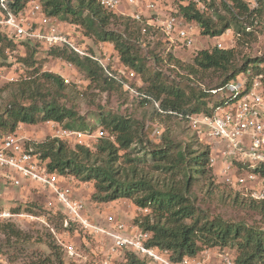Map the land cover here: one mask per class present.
Here are the masks:
<instances>
[{"label":"trees","instance_id":"16d2710c","mask_svg":"<svg viewBox=\"0 0 264 264\" xmlns=\"http://www.w3.org/2000/svg\"><path fill=\"white\" fill-rule=\"evenodd\" d=\"M29 1L31 0H15L11 8L17 11L24 8ZM204 1L212 8L213 13L202 10L192 0H178L177 9L172 11L187 20L196 21L202 33L210 37H219L227 30H232L239 45L248 41L256 28L264 30V0H258L259 7L256 9H252L245 0H220L218 3L216 0ZM41 2L47 15L58 16L68 23L83 27L85 36L112 43L119 54L120 64L134 70L136 81L141 83L144 79L147 86L136 87L124 76L122 80L111 76L91 55L80 54L68 45L47 48L48 53L75 65L96 88L108 90L123 87L130 91L124 83L131 82L138 92L134 94L136 98L142 104L152 103L154 112L159 116H173L188 123L189 114L212 113L215 101L209 104L206 100L208 95H214L210 90L222 86L250 68L255 73L259 72L261 69L257 64L264 60L261 57H247L240 65L236 62L238 52L235 46L201 49L193 63L184 65V68L194 75L211 70L220 72L221 81L211 89L168 83L160 71L154 70L147 74V58L140 52L143 40L141 32L147 34L154 27L127 16L120 23L122 29L111 28L112 23H117L119 14L107 11L98 0ZM250 26L254 27L253 30H249ZM85 36L80 44L86 46L89 38ZM0 41L5 45L4 48L23 47L25 53L19 58V62L22 69L29 68L28 77L0 86V132L14 131L19 124L45 123L49 120L62 123L66 128L88 129L84 122L81 125L75 123L80 114L74 107L68 106L63 98L67 88L64 78L55 73L41 72L36 53L37 47L43 46L30 40L18 43L4 35H0ZM156 58L160 60L161 57L157 55ZM173 60L170 56L169 61ZM175 61L179 63L178 60ZM7 88L11 92L8 98L3 95ZM100 125L109 132V136L103 138L94 148L84 145L71 147L69 142L53 137L35 141L33 144L46 161L49 170L57 171L61 175H72L82 182H93L95 190L91 200L94 203H108L126 198L140 208H148L149 212L140 213L134 222L153 233L150 245L170 250L174 260L195 257L204 249L214 247L229 250L233 248L237 264H264V228L209 214L198 207L196 200L189 194L191 187L210 172L208 146L207 149L198 151L194 149L192 141L183 144L165 134L163 142L149 153L153 168L165 177L164 180L155 181L148 176V171H142L138 165L148 158H130L129 153L134 144H144L145 123L129 115L108 111L100 116ZM194 136L203 143L196 132ZM260 171L264 176V168ZM231 195L233 203L264 214V200L251 198L241 191ZM60 216L63 230H78L74 225L64 227V213L61 212ZM3 232L8 236L9 243L10 239L15 240L13 244L24 235L13 222L3 223ZM48 246L54 259L52 256L40 257L33 264L47 261H52L49 264H65L61 252H57L61 247L51 240ZM119 260L116 264H143L140 256L130 250L122 255V261Z\"/></svg>","mask_w":264,"mask_h":264},{"label":"built area","instance_id":"2783aa9c","mask_svg":"<svg viewBox=\"0 0 264 264\" xmlns=\"http://www.w3.org/2000/svg\"><path fill=\"white\" fill-rule=\"evenodd\" d=\"M109 12L130 16L136 21L160 29L166 36V43L191 46L195 42L197 24L168 10L169 0H98ZM199 3V0H192ZM252 9L259 7L258 0H245ZM15 0H0V35L15 42L30 40L40 43L44 48L55 45H68L80 54H90L85 45L73 40L70 32L55 26L59 23L56 16L45 13L41 0H31L17 11L11 8ZM201 8V7H200ZM146 11V12H144ZM173 12V11H172ZM146 13H149L148 15ZM242 20V19H241ZM48 23L53 27L49 28ZM250 28V27H249ZM230 30V29H229ZM0 43H2L0 41ZM218 47H223L218 42ZM264 59V51L259 55ZM110 61V57L108 58ZM102 62V61H100ZM103 68L113 77L122 76L133 80L136 73L123 64L102 62ZM260 71L252 68L230 79L220 87L211 89L217 96L212 113H195L187 119L199 139L210 147L209 164L213 166L221 159L228 180L240 185L246 195L264 200V60L258 62ZM23 71L20 62L10 69L0 68V77L8 81L18 80L16 71ZM242 75L245 77L242 82ZM67 80V79H66ZM125 87L138 94L131 82ZM213 104V105H214ZM212 105V106H213ZM51 137L65 140L74 145L94 148L108 136L103 129H71L57 121H46ZM24 124L16 130L0 132V180L4 184L19 186L24 181L51 193L62 206L63 226H76L86 237L98 243V253H82L73 242H62L66 257L76 264H116L125 251L136 252L143 264H237L235 255L228 249H205L195 257H184L179 261L172 258L168 249H160L149 244L153 233L142 229L133 221H125L117 214L107 211L103 203H94L98 212H105L108 224H100L90 213L84 201L75 195L78 181L72 175H61L51 171L28 135L23 132ZM148 213V208H139ZM9 216L0 213V218ZM63 232H69L65 229ZM69 243V244H68ZM5 258L0 252V264Z\"/></svg>","mask_w":264,"mask_h":264},{"label":"rangeland","instance_id":"374dc122","mask_svg":"<svg viewBox=\"0 0 264 264\" xmlns=\"http://www.w3.org/2000/svg\"><path fill=\"white\" fill-rule=\"evenodd\" d=\"M199 1L198 5L202 10L206 9L210 13H213L212 8L207 6L204 0ZM206 1L209 2L210 0ZM219 1L216 0V3ZM177 2L178 0H169L165 4V8L168 10H165L164 13H173L172 10L177 9ZM146 14L148 15L149 13ZM117 16V23L114 22L110 26L114 29H122L120 23L127 16ZM58 19L59 23L55 27L68 33L70 32L73 40L76 43H80L82 37L85 36L83 27L68 23V21L60 17ZM196 24L195 42L191 46L183 45L182 43H177L172 47L169 46L166 43V36L158 28L151 29L147 34H142L141 32L143 40H141L140 52L147 58V74L152 73L154 70L160 71L164 80L168 83H180L195 87L196 89H211L215 87L216 83L221 81L222 74L220 72L211 70L194 75L189 74L184 68V65L193 63V59L199 50L213 48L218 45V42H221L223 47L235 46L238 52L236 62L240 65L245 61V58L253 59L260 57V53L264 51V30H260V27L256 28V32L248 37V41L239 45L236 42L235 32L233 33L232 30H227L226 33L219 37H210L204 35L200 25L197 22ZM47 26L52 28L53 24L48 23ZM253 28L250 26L249 30H253ZM87 37L89 39H87L86 47L92 55L102 62L105 61L107 65L110 64V66L120 64L119 54L112 43L100 41L93 36ZM3 46L5 45L0 43V68L3 66L5 69H10L19 62V58L24 55L25 50L20 46H9L6 48ZM157 55L162 59L158 60L156 58ZM170 56L174 59L172 62L169 61ZM109 57L110 61L108 60ZM36 58L40 61L38 65H40L41 72L55 73L64 78L67 88L66 95L63 98L66 100L65 102L68 106L74 107L80 114V118L75 119L77 125H81L84 122L88 128L105 130L100 125V116L103 112L108 111L129 115L145 123L144 144H134L129 153L130 158H148L147 161L138 165L142 171H148V176L153 177L155 181L157 179L159 181L164 180L165 177L153 168L149 153L156 145L163 142L165 134L170 135L173 139L183 144L192 141L195 150L202 151L207 149L206 146L208 145L201 143L194 136L189 122L187 123L173 116L157 115L154 112V105L152 103L142 104L141 100L136 98L131 91H127L123 87H115L108 90L96 88L91 84L90 79L87 78L85 73L70 62L54 57L48 53L47 48L37 47ZM175 60H178L179 63ZM100 61L98 62L102 65ZM180 63H182V66ZM16 74L19 75V78L15 81H8L6 78L0 77V86L28 77L29 68L23 69L22 72L17 70ZM244 80L245 77L242 75V82ZM130 81L136 87L147 86L144 79L141 83L137 82L136 79ZM10 93V88H7L3 95L8 98ZM216 98L217 96L208 95L206 100L211 104L213 101H216ZM25 126L32 142L43 141L51 137V132L44 122L27 124ZM107 133L109 136L108 131ZM69 145L75 147L73 143H69ZM209 151L211 152L210 147ZM128 165L130 166V164ZM208 168L210 172L207 176H202L199 182L191 187L189 193L191 198L196 200V205L209 214L219 215L228 220L242 221L248 225L264 228V214L262 212L233 203L231 194H234L236 191H241L244 195L246 193L243 187L228 180L227 174L229 172L225 173L221 159H217L213 166L208 163ZM75 180L78 181L76 196L84 201L92 216L100 224H108L105 212H98L94 208L95 201L91 200V195L95 190L94 183L82 182L77 178ZM119 200L103 204L107 211L109 210V212L117 214L125 221H133L140 213H143L139 210L140 207L131 199L123 198ZM62 210V206L57 202L54 195L37 187L35 184L33 185L24 181L21 185L16 186L4 184L0 180V213L9 214V216L0 218V249L5 258L2 264H33L40 257L47 258L52 256V259H54L52 250L48 246L50 240L61 247L57 249V252H61L65 264H71L72 262L66 257L59 240L62 242H73L82 253H98L97 241L91 237L85 238L82 230L63 232L60 225V213ZM6 222L15 223L24 232L23 238L16 240L15 244H13L15 241L13 238L10 239L9 243L8 236L3 232V223ZM231 249L228 250L235 255V250ZM119 259V261H122V257ZM50 262L47 261L41 264H49Z\"/></svg>","mask_w":264,"mask_h":264},{"label":"crops","instance_id":"0c3cea01","mask_svg":"<svg viewBox=\"0 0 264 264\" xmlns=\"http://www.w3.org/2000/svg\"><path fill=\"white\" fill-rule=\"evenodd\" d=\"M25 127H26V126L24 125L23 132H24L25 135H28V134H27V130L25 129ZM75 195H77V191L75 192ZM115 201H120V200H114V201H111V202H115ZM111 202H110V203H111ZM108 203H109V202H108ZM108 203H107V204H108ZM119 209H120V208H119ZM118 212H119V211H118ZM120 212H121V211H120Z\"/></svg>","mask_w":264,"mask_h":264}]
</instances>
